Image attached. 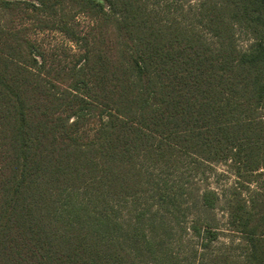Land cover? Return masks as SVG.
<instances>
[{
	"label": "trees",
	"instance_id": "trees-1",
	"mask_svg": "<svg viewBox=\"0 0 264 264\" xmlns=\"http://www.w3.org/2000/svg\"><path fill=\"white\" fill-rule=\"evenodd\" d=\"M195 14L192 26L149 0H0V264H137L139 228L130 245L109 204L145 191L144 165L229 162L248 183L264 169V0H201ZM45 31L77 45L73 64L49 59L32 37ZM254 209L232 191L244 253L214 264H264Z\"/></svg>",
	"mask_w": 264,
	"mask_h": 264
},
{
	"label": "rangeland",
	"instance_id": "rangeland-1",
	"mask_svg": "<svg viewBox=\"0 0 264 264\" xmlns=\"http://www.w3.org/2000/svg\"><path fill=\"white\" fill-rule=\"evenodd\" d=\"M154 7H173L177 15L189 25L197 24L195 10L201 0H149ZM176 1V3H175ZM166 9V8H165ZM91 19L80 15L76 28L86 33ZM241 49L252 43L250 35L240 26L236 28ZM49 55L63 64L71 65L79 50L75 43L58 31L32 34ZM145 191L136 198L110 202L114 218L123 223V232L132 244L133 229L137 230V264H214L222 253L231 259L243 256L244 239L228 225V200L237 188L254 212L264 209V169L252 175V182H244L235 174L230 163L209 164L182 156L174 164L144 165ZM207 191L216 193L213 205L206 204ZM255 202V203H254ZM157 228L152 236L151 227ZM208 231L217 235L212 238ZM132 240V241H131ZM158 243L152 251L148 243ZM154 246V245H153ZM157 252L155 261L152 252ZM218 264H221L218 262Z\"/></svg>",
	"mask_w": 264,
	"mask_h": 264
}]
</instances>
